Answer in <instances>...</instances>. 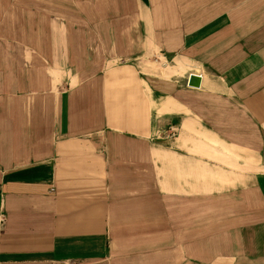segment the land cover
<instances>
[{"label":"crops","instance_id":"crops-1","mask_svg":"<svg viewBox=\"0 0 264 264\" xmlns=\"http://www.w3.org/2000/svg\"><path fill=\"white\" fill-rule=\"evenodd\" d=\"M1 216L0 264H264V0H0Z\"/></svg>","mask_w":264,"mask_h":264},{"label":"water","instance_id":"water-1","mask_svg":"<svg viewBox=\"0 0 264 264\" xmlns=\"http://www.w3.org/2000/svg\"><path fill=\"white\" fill-rule=\"evenodd\" d=\"M201 83V76L195 73H191L188 79V86L199 88Z\"/></svg>","mask_w":264,"mask_h":264},{"label":"built area","instance_id":"built-area-1","mask_svg":"<svg viewBox=\"0 0 264 264\" xmlns=\"http://www.w3.org/2000/svg\"><path fill=\"white\" fill-rule=\"evenodd\" d=\"M167 132H168V133H167V138H171V139H173V138H175L176 135H177L176 129L173 128V127L169 128V130H168ZM2 220H3V217L1 216V217H0V223L2 222Z\"/></svg>","mask_w":264,"mask_h":264}]
</instances>
